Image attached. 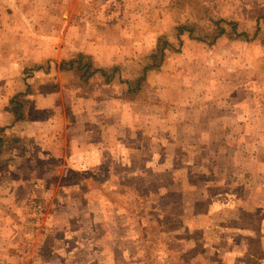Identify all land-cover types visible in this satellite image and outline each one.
<instances>
[{"label": "rangeland", "instance_id": "obj_1", "mask_svg": "<svg viewBox=\"0 0 264 264\" xmlns=\"http://www.w3.org/2000/svg\"><path fill=\"white\" fill-rule=\"evenodd\" d=\"M261 17L264 0H0V76L23 79L30 68L27 81L41 94L65 83L67 93L111 103L107 108L84 100L77 131L84 121L86 129L66 135L65 142L73 138L89 153L83 173L63 170L62 134L26 136L25 149L9 154L0 190H10L16 201L9 204L10 216L0 210V264L34 263L28 257L36 260L37 238L64 235L50 224L69 226L67 264L108 263L93 257L102 244L118 264H209V225H218L213 230L222 237L245 226L247 233L263 235L264 41L222 37L209 46L217 21L253 31ZM193 23L194 37L179 35L180 25ZM162 37L174 52L148 74L136 97L99 80L81 85L59 69L63 57L82 53L96 67L117 65L120 78L130 81ZM100 144L108 147L103 155L91 149ZM40 153L44 160L27 164ZM43 186L50 198H36L35 187ZM19 208L22 234L12 229ZM49 219V228H41ZM224 228L229 231L221 233ZM42 244L38 250L46 256Z\"/></svg>", "mask_w": 264, "mask_h": 264}, {"label": "crops", "instance_id": "obj_2", "mask_svg": "<svg viewBox=\"0 0 264 264\" xmlns=\"http://www.w3.org/2000/svg\"><path fill=\"white\" fill-rule=\"evenodd\" d=\"M60 53H61L60 54V59H61L63 57V51ZM67 57H63V58L67 59ZM103 66H106V65H103ZM17 73L18 75H20V71H18ZM0 85L1 87H3L2 90L7 91L8 93V94L7 93L2 94V95L0 94V100H1L0 105L1 107H3V109H5V112L3 114L0 111V127H9L10 132L16 138H19L21 140V144L12 150V152L14 151V154L16 152L15 149H17V152H16L17 154L19 150L25 149L23 146V143H27L28 141H30L31 140L30 138H37V137L45 138L47 135L52 136V135L58 134L61 136L62 134L64 135V142H65L66 141L65 138L67 137L66 135H69L70 132H74L75 130L77 131L79 129L80 123L78 120L80 118L85 119L83 117L85 113L83 106L85 105L82 104L84 100L86 102L98 103L97 105L101 107L106 106L107 108H109L111 106V103L109 102V100L100 99V98H96V100H94V96H97V95H94V96L90 95L86 97L85 95H81L79 93H73V92L67 93L66 89H68V85L65 83H58V84L53 83V92L49 91L48 93L41 94L35 89V85L33 83H30V81H27V80L25 81L20 77L12 78V75L10 76L8 73H5V74L3 73V75L0 76ZM28 85L34 88V94L31 98L32 103H31V107L29 110L27 120L23 122H13L12 116L8 111V102L14 95L25 92ZM7 88H9V90H7ZM63 91H66L67 95H63ZM255 100L257 101V99H254V104H255ZM65 116L69 117V119H72L71 123H57L55 121L51 122V119L53 120L57 118H63ZM43 119H50V120L46 122H42ZM141 120L143 121L142 118ZM83 124L84 125L81 126V130L77 131V134L80 133L81 131L84 132V129H86L85 121L83 122ZM68 126H69V129L67 133ZM143 126L147 127L145 123L141 125V128H143ZM64 131L66 133H64ZM26 136H31V137L29 139H26ZM114 139H115L114 141L116 140L117 142L119 141L117 138H114ZM36 140H39V139L37 138ZM116 144L117 143L114 142L113 145L115 146ZM107 148L108 147H105L104 145L100 144V145H95L94 147L92 146L91 149H93L94 151L95 149L99 150V152L103 155L105 154V151ZM35 149H38V144L33 147V150ZM39 149L43 151L44 147L39 148ZM114 149L117 150V146H115ZM64 152H65V155L62 158L63 170L65 169V170L73 171L78 174L83 173V171L85 170V167L88 166V163H89L87 162L88 159H90L89 153L83 150L81 151L80 148L77 149V144H74L73 138H69V140L65 142ZM17 154L15 155V157L17 158V161L15 163L18 165V164H21V160L18 163L19 159H18ZM43 157L44 156L41 153L40 155H37V156L35 155L33 158L31 157L30 161L27 162V164L28 165L32 164L33 159H35L36 162L39 160L42 161L44 160ZM99 161L100 162L98 164L101 165L102 161L101 160ZM98 164H95V165H98ZM8 172H9L8 169L3 168V170L0 171V179H4ZM44 190H45L44 186L43 188L35 187L34 194L36 198H43V197L45 199L48 198L50 195L45 194ZM0 197H1L0 203L2 204L0 206V210L4 213V215L10 216L11 210L9 208V204L13 203L12 202L13 199H15L16 201V197L15 198L13 197L10 190L8 191L0 190ZM44 208H46V206H44ZM14 210H15L14 214H16L15 219H18V218L20 219L17 221L16 220L14 221L15 223L12 229L22 234L23 227L21 226L22 223H20L21 220L23 219L22 212L20 208L14 209ZM50 210L51 209L48 208L47 213H49ZM256 212L263 213L259 209H255L254 213ZM48 223H51L50 219L47 220L46 223H43L41 228L43 227V225L49 228ZM49 226L51 228L50 229L51 231L53 230L57 231L58 228L61 229L64 235L58 236V237L53 236L52 239L49 238L50 240L48 239V237L45 236V239L42 241H38L37 240L38 238H37L36 239L37 242H35V246H36L35 251H37V254L35 255L36 260L34 261L33 255L31 254L29 255L28 258L30 261L34 262L32 264H67L69 262V259H67L68 254H69L67 252L68 251L67 247L69 244L68 236H67V234L69 233L68 232L69 226L64 223L54 224V225L50 224ZM213 227H219V226L215 224L213 226L209 225V256H210L209 264H264V233L263 235H259V234L255 235V233L249 234L247 233L246 226H245V227H241L243 228V232L241 233L239 232L234 233L233 231H229L228 229L224 228L221 230V233L229 231L231 235L222 237L215 233V231L213 230ZM236 228H240V227L237 226ZM17 239H20V237H18ZM77 240L78 239L72 240L74 243L73 248H75L76 250H78V247H79V246L76 247L77 244L79 243ZM218 240H219V243H221V240H225L224 247H222L221 244L217 243ZM100 241L103 242V239H101ZM42 243H45L46 245V248H45L47 251L46 256H44L43 253L40 254L41 249L38 250V248L44 247ZM211 244H214V245H211ZM197 245H199V248L202 247L200 242H198ZM31 246H34V244L31 243ZM100 251L101 253H95V255H93L94 260H96V258L104 259L105 257H107L109 261L108 263L106 262L105 264H112V263L118 264L116 260L117 255L114 254L113 251H110V249H107V247H105L104 244L101 245ZM102 254H107V255L104 257H100V256H103ZM126 255H125V258L128 257V259H126L127 262H130L133 260L131 255L130 256L129 255L126 256ZM77 264H79L78 261H77Z\"/></svg>", "mask_w": 264, "mask_h": 264}, {"label": "trees", "instance_id": "obj_3", "mask_svg": "<svg viewBox=\"0 0 264 264\" xmlns=\"http://www.w3.org/2000/svg\"><path fill=\"white\" fill-rule=\"evenodd\" d=\"M220 23L230 27V31L227 32L224 27L218 25ZM192 26L188 27L180 25L177 28L179 35L187 31L193 36V30L196 23H193ZM237 28L238 23L236 21L226 20L224 18L217 21L213 33L209 35V46L214 45L217 40L222 37L243 42H252L255 40H260L261 42L264 41L263 37L260 36L262 31H264V17L256 19L253 31L237 30ZM171 52H174L171 44L165 38H159L156 42L154 51L145 57L144 60L139 62L136 75L130 81L120 78L118 72L119 67L117 65L96 67L93 59L82 53L75 54L68 59H63L60 62L59 69L62 72L71 73L81 85L87 86L95 80H99L101 84L106 86L117 85L118 87H121L123 94L128 97H136L141 93L144 84H146L148 74L159 71L165 63L167 54ZM40 68L41 67L39 66H35V70ZM28 69V71L25 70V72H23L25 75L23 80L25 81L29 79L32 74V69ZM33 94L34 88L28 85L25 92L18 93L9 100L8 111L12 116L13 122H23L27 120ZM20 144L21 140L16 138L10 132L9 127H0V171L5 168L9 162V154Z\"/></svg>", "mask_w": 264, "mask_h": 264}]
</instances>
